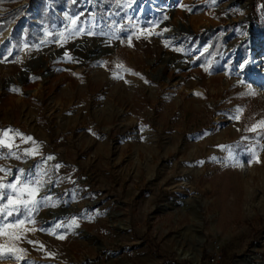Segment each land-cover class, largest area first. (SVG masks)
Wrapping results in <instances>:
<instances>
[{"label": "rangeland", "instance_id": "rangeland-1", "mask_svg": "<svg viewBox=\"0 0 264 264\" xmlns=\"http://www.w3.org/2000/svg\"><path fill=\"white\" fill-rule=\"evenodd\" d=\"M261 121L264 0H0V264H264Z\"/></svg>", "mask_w": 264, "mask_h": 264}, {"label": "snow or ice", "instance_id": "snow-or-ice-1", "mask_svg": "<svg viewBox=\"0 0 264 264\" xmlns=\"http://www.w3.org/2000/svg\"><path fill=\"white\" fill-rule=\"evenodd\" d=\"M199 95V93H197ZM252 95H254L255 93H250ZM261 126H264V121L260 122ZM254 130V129H253ZM28 139H31V137H28ZM3 141H0V144H2ZM49 159H52V157H49ZM257 163H259L260 161L257 159L256 161ZM10 171V170H9ZM23 171V170H22ZM37 185H40L42 182L41 181H36ZM0 187H7V188H12L13 191L16 190L15 185L13 184H8V185H0ZM27 187V186H26ZM28 195H32L31 192L27 193ZM3 194L0 193V196H2ZM24 195V193H21V197ZM8 199V204L4 205V207H0V214H2L3 212H5L7 210V208L9 206L12 207V211L8 212V215L11 216L13 214V212L19 214L21 209H27V206L29 204V200L23 199V198H14L11 195H9L7 197ZM19 224H22L23 221H18ZM17 239H19V237H16ZM61 239H63V237H59ZM30 243H32V241H29ZM41 247H43V245H41ZM17 249L14 248H6L3 245H0V256H3L5 254V252L7 253H11L13 251H16ZM19 251H23V249H19Z\"/></svg>", "mask_w": 264, "mask_h": 264}, {"label": "bare ground", "instance_id": "bare-ground-1", "mask_svg": "<svg viewBox=\"0 0 264 264\" xmlns=\"http://www.w3.org/2000/svg\"><path fill=\"white\" fill-rule=\"evenodd\" d=\"M132 10L133 11H135V12H139V11H141V9L140 8H137V9H135V8H133L132 7ZM174 31V30H173ZM175 32H176V30H175ZM174 32H171L170 34H168L169 36H174ZM234 45L235 44H232V46H229L228 48H227V50H226V53L227 52H230L231 50H232V48H234ZM181 253V257L182 258H191V256H189L186 252L184 253V252H180ZM194 260V262L196 263L197 262V259H193Z\"/></svg>", "mask_w": 264, "mask_h": 264}, {"label": "water", "instance_id": "water-1", "mask_svg": "<svg viewBox=\"0 0 264 264\" xmlns=\"http://www.w3.org/2000/svg\"><path fill=\"white\" fill-rule=\"evenodd\" d=\"M165 35H168V34H165ZM51 212H52V211L50 210V214H51ZM53 215H54V216H56V215H57V213H53Z\"/></svg>", "mask_w": 264, "mask_h": 264}]
</instances>
